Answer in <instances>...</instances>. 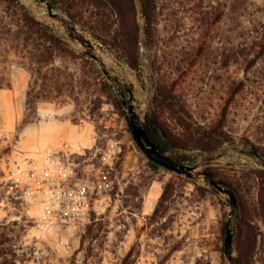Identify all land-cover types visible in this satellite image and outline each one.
Returning a JSON list of instances; mask_svg holds the SVG:
<instances>
[{
  "label": "rangeland",
  "instance_id": "374dc122",
  "mask_svg": "<svg viewBox=\"0 0 264 264\" xmlns=\"http://www.w3.org/2000/svg\"><path fill=\"white\" fill-rule=\"evenodd\" d=\"M134 2L137 70L111 48L116 17L103 9L96 17L89 0H0V69L8 84L0 89V236L8 240L7 260L65 264L95 222L107 230L101 264H119L130 251L131 264H235L239 256L243 264H264V171L249 153L264 157V83L251 77L255 70L228 61L229 1L157 0L150 44ZM24 16L48 25L76 57L86 55V68L67 58L54 66L94 85L69 93L64 104L38 103L35 119L26 117L22 42L11 40L26 32ZM122 101L143 125L156 120L171 136L164 156L192 168L190 177L146 158Z\"/></svg>",
  "mask_w": 264,
  "mask_h": 264
},
{
  "label": "trees",
  "instance_id": "16d2710c",
  "mask_svg": "<svg viewBox=\"0 0 264 264\" xmlns=\"http://www.w3.org/2000/svg\"><path fill=\"white\" fill-rule=\"evenodd\" d=\"M228 15L226 19L228 32L229 56L228 61L234 66H242L246 71L252 73V78L260 79L264 83V0H228ZM91 6L97 12L100 9L112 13L118 23L117 30L110 37L104 24H100L99 30L103 37L112 39L111 48L117 49L119 58L129 68L137 70L139 68V27L137 23V10L134 0H89ZM140 15L143 20L142 33L147 44L154 38V27L156 24L157 0H138ZM52 6V4H51ZM95 15L103 17V13ZM70 18L71 16L67 14ZM92 17V16H91ZM220 14L216 16V22L220 21ZM22 30L18 36H11V40L21 39L22 49L18 52V59L26 65L25 68L30 76L27 91L25 94L26 117L37 118L36 105L40 102L65 103V98H69V93L76 89L94 85L81 78H75L68 72L67 68L61 69L54 66L55 58H67L70 61H82V67L86 68L89 61L87 56L82 54L76 57L65 42L58 37L53 30L46 24L38 22L30 17L24 16L20 21ZM74 22V19H72ZM2 24V22H0ZM18 27V24H15ZM90 32L97 31L89 27ZM72 30H69V34ZM2 33H0V58L2 53ZM34 37V39L32 38ZM93 39L98 37L91 35ZM29 46L30 49H29ZM26 62V63H24ZM1 64V62H0ZM259 68V69H258ZM5 70L0 69V89L7 87ZM107 86V84H106ZM241 83L230 89V95L235 97L241 91ZM111 89L110 86H108ZM125 91H122L124 94ZM161 92V97H162ZM160 97V96H159ZM164 97V96H163ZM166 99V98H165ZM128 129L131 133L129 118ZM155 125L159 132L154 128L151 120H146L144 125L149 140L154 144L156 150L164 155L168 147L174 145L171 136L155 120ZM160 133V134H159ZM106 225L89 224L80 237V247L65 264H101V253L105 251ZM8 245V240L0 236V264H9L4 249ZM224 249H229L224 245ZM131 251L128 252L119 264H131ZM235 264H243L239 256Z\"/></svg>",
  "mask_w": 264,
  "mask_h": 264
},
{
  "label": "water",
  "instance_id": "95a60500",
  "mask_svg": "<svg viewBox=\"0 0 264 264\" xmlns=\"http://www.w3.org/2000/svg\"><path fill=\"white\" fill-rule=\"evenodd\" d=\"M122 105L125 107L127 116L129 118L132 137L136 142L137 146L139 147V149L144 153L146 158L152 163L160 167H163L164 169L170 172L176 173L178 175H185L187 177H190L191 176L190 172L192 171V168L180 166L174 163L173 161H171L170 159H168L166 156L160 154L156 150L154 144L149 140L145 127L141 119L135 114L132 106L128 105L124 101H122ZM151 123L153 124L154 128L159 132L153 120H151ZM249 153L258 161L260 167L264 171V157L254 148H250ZM210 184L212 186H215L219 191H223L221 188L217 187L214 182H210ZM226 194L229 197V201L232 204H235V199L232 192L226 191ZM230 244H231V236L229 231H227L225 245H230Z\"/></svg>",
  "mask_w": 264,
  "mask_h": 264
}]
</instances>
